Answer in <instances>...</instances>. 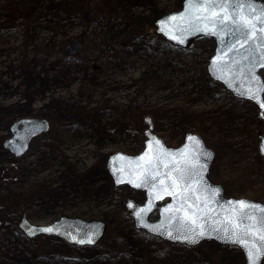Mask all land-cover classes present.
Masks as SVG:
<instances>
[{
	"label": "rangeland",
	"instance_id": "obj_1",
	"mask_svg": "<svg viewBox=\"0 0 264 264\" xmlns=\"http://www.w3.org/2000/svg\"><path fill=\"white\" fill-rule=\"evenodd\" d=\"M181 3L0 0V264H246L237 248L172 244L136 229L126 203L144 194L116 188L106 168L110 154L143 150L149 115L170 147L202 133L219 150L211 180L229 196L264 202V162L249 138L264 135V117L210 79L214 40L185 49L148 31ZM74 38L84 48L70 55ZM30 116L51 128L15 158L4 141L14 120ZM24 214L37 225L70 216L108 228L95 247L57 236L33 241L19 226Z\"/></svg>",
	"mask_w": 264,
	"mask_h": 264
},
{
	"label": "water",
	"instance_id": "obj_2",
	"mask_svg": "<svg viewBox=\"0 0 264 264\" xmlns=\"http://www.w3.org/2000/svg\"><path fill=\"white\" fill-rule=\"evenodd\" d=\"M252 2L256 9L264 7L263 0H252ZM208 11L210 12L211 9ZM207 14V12L197 11L196 0H184L180 10L164 14L153 24L158 35H162L166 40L181 48L191 46V42L199 37L213 38L216 45L207 66L209 77L221 84L234 97L253 102L264 113V107H261V103H264V90H260L264 87V77L261 74L264 70V61L260 58V53L264 51V48L260 47L261 41L259 39L256 41L254 56H249L247 60L240 63H234L241 58L235 50L229 51L228 46L236 37L223 31L219 24L216 25L217 34L198 30L203 27V24L195 21L194 17ZM82 48V41L75 39L67 46L66 51L73 55L80 52ZM243 51L244 49H240V52ZM217 57H222V59L217 60ZM144 122L148 126L144 133L146 137L144 150L137 155L115 152L109 155L106 163L115 187L129 186L134 191L145 194V201L142 204L131 199L127 201V208L133 217L135 227L144 230L151 237L160 238L172 244L196 247L205 241H215L223 246H233L242 251L246 264H250L246 250L241 245L225 238L228 234L223 231V228L227 227L224 218L233 217L232 206L239 201H245L260 208H264V203L246 197H228L221 184L210 180L209 173L216 157V151L206 145L201 134L188 132L180 146L169 147L154 132L152 118L147 116ZM48 130L49 122L45 119L24 117L15 120L11 126L12 135L5 140L4 148L15 158L22 157L28 152L32 141ZM259 139V150L264 157V136L260 135ZM185 150L187 153L182 156ZM173 157L181 162V167H184L185 159L194 163L198 161L199 165H203L202 182L196 186L195 193L190 191L187 195L200 196L202 208L204 198L207 197V207L213 211L203 219H199L195 225L182 219L183 213L175 211L179 206L177 199L165 194L163 192L165 185L158 183L161 178H164L165 183L170 184L166 173L175 166L171 162ZM164 164H168V167L165 168ZM151 172H159L160 175L156 180L146 179ZM153 185H155V191L152 190ZM213 192H215L214 197ZM166 209L171 210L166 211ZM154 213H157V219L151 220L150 217ZM255 215L259 220L260 213L257 212ZM201 224L204 235H199ZM20 228L31 239L40 234L55 235L77 246L95 247L105 234L106 223L101 220L89 221L79 217H62L49 225H35L24 216L20 222ZM168 233H171V236ZM185 237H190V239H185ZM263 260L264 255L258 258V264H262Z\"/></svg>",
	"mask_w": 264,
	"mask_h": 264
},
{
	"label": "snow or ice",
	"instance_id": "obj_3",
	"mask_svg": "<svg viewBox=\"0 0 264 264\" xmlns=\"http://www.w3.org/2000/svg\"><path fill=\"white\" fill-rule=\"evenodd\" d=\"M196 7L197 11L208 13L204 16L194 17L195 21L203 24V27L198 28V30L217 34L216 25L219 24L223 31L236 37L228 46L229 51L235 50L241 58L234 63H240L247 60L249 56H254L257 39L261 41L260 47L264 48V7L256 9L252 0H196ZM209 9H211L210 12ZM246 45L249 46L246 47ZM240 49H244V51L240 52ZM260 58L264 61V51H261ZM221 59L222 57H217V60ZM260 90H264V87ZM261 107H264V103H261ZM189 139L193 138L189 137ZM186 153L187 150L181 155L185 156ZM141 159H145V157H141ZM171 162L175 166L166 173V178L170 184H166L164 178H161L158 183L165 185L163 188L165 194L177 199L179 206L175 211L183 213L182 219L195 225L199 219H203L204 216L213 211L207 207V197L204 198V207L202 208L200 196L187 195L190 191L195 193L196 186L202 182L203 165H199L198 161L194 163L185 159L184 167H181V162L176 161L175 157ZM164 167L167 168L168 164H164ZM158 175H160L159 172H151L146 179L156 180ZM198 177L199 179H197ZM152 190L155 191V185H153ZM212 196H215V192L212 193ZM232 207L233 217L224 218L227 227H224L223 231L228 234L225 238L232 243L241 245L246 250L250 264H258V258L264 255V208L245 201H239ZM170 210L166 209V211ZM257 212L260 213L259 220L255 215ZM237 213H239L238 216ZM245 221H247L246 224ZM200 228L199 235H204L202 224ZM168 234L171 236V233ZM185 239H190V237H185Z\"/></svg>",
	"mask_w": 264,
	"mask_h": 264
},
{
	"label": "trees",
	"instance_id": "obj_4",
	"mask_svg": "<svg viewBox=\"0 0 264 264\" xmlns=\"http://www.w3.org/2000/svg\"><path fill=\"white\" fill-rule=\"evenodd\" d=\"M216 85H217L220 89H223V87H222L221 85H219V84H216ZM262 117H264V116H260V120H262ZM197 120H199L201 123L203 122V120H201V119H199V118H197ZM198 128H200V126H199ZM198 131H200V130H198ZM200 132H203V131H200ZM201 134H202V133H201ZM249 138H250V141H251V142H253L254 144L257 145V143H258V134H252V135L250 134V135H249ZM205 139H206V138H205ZM215 150H216V152H217V155H216V156H218V154H219V150H218V149H215ZM257 155H258L260 161L264 162V158L260 155V152L257 153ZM213 166H214V164H213ZM25 193H26V191H24V193H21V194L17 195L16 197H13V196L11 195L10 198H11V199H15L16 201H20V200H19V199H21L20 197H24ZM18 205H21V204H18ZM22 208H23V206H19V209H20V210H22Z\"/></svg>",
	"mask_w": 264,
	"mask_h": 264
}]
</instances>
